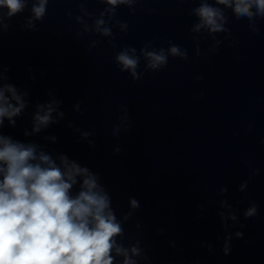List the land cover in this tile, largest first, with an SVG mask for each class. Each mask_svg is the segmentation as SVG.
Wrapping results in <instances>:
<instances>
[{
  "label": "clouds",
  "instance_id": "9594fccd",
  "mask_svg": "<svg viewBox=\"0 0 264 264\" xmlns=\"http://www.w3.org/2000/svg\"><path fill=\"white\" fill-rule=\"evenodd\" d=\"M131 0H107L109 5L128 4ZM47 0H39V6H33L36 19L45 14ZM220 4H229V0H218ZM256 5L258 11L264 14V0H235L234 11L240 16L251 17L250 8ZM0 6L8 9L12 16L20 12L25 4L22 0H0ZM202 25L212 32L223 31L217 23L218 10L208 5L198 9ZM79 19V17L77 18ZM103 20L96 21L97 30L110 36L109 28L100 29ZM201 25H197L199 28ZM135 48L122 51L116 60L121 65V71L129 70L133 79H140L136 69L139 58L128 55ZM148 59L147 68L161 70L167 65L164 50L145 51ZM173 56L185 55L177 46L170 48ZM203 79V77H197ZM12 98L18 103L11 86H5ZM24 104L14 107L0 90V118H11L21 113ZM52 108L43 116H35L36 124L33 132H39L41 125H48L51 120ZM3 121L0 120V125ZM251 128V125L248 126ZM26 135L28 133H25ZM84 135H88L85 133ZM36 145L14 141L11 137L0 136V264H113L112 251L125 257L123 264H133L127 256V250L117 245L113 237L122 233L120 223L111 208V196L105 186L98 183L99 173H93L87 166L70 162L61 156L63 171L49 155L40 153L37 156ZM120 148L115 149L119 153ZM255 169V172H258ZM83 177L81 190L72 197L69 190L77 184V177ZM247 182L241 185V190ZM132 208L138 207L136 199L131 201ZM258 205L253 204L244 213L245 218L257 215ZM130 215V214H129ZM235 220L236 216L233 215ZM238 238H243V232H236ZM228 239H231L229 237ZM137 254L136 248L132 249ZM225 255L230 253L228 243L223 248Z\"/></svg>",
  "mask_w": 264,
  "mask_h": 264
}]
</instances>
